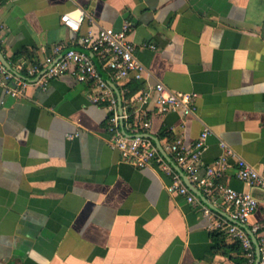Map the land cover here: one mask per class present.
<instances>
[{"label":"crops","instance_id":"0c3cea01","mask_svg":"<svg viewBox=\"0 0 264 264\" xmlns=\"http://www.w3.org/2000/svg\"><path fill=\"white\" fill-rule=\"evenodd\" d=\"M81 10L78 31L63 24ZM125 22L146 78L119 85L96 57L119 87L126 131L152 134L166 150L209 128L205 164L226 142L264 175V0H0V49L14 68L45 69L48 57L83 49L90 31H120ZM158 84L195 94L196 113L160 115ZM90 97L91 85L70 74L19 99L0 88V264L242 262L214 248L202 204L168 192L172 180L157 166L137 168L110 147L111 112ZM221 183L259 198L248 227L260 224L264 234L262 192L238 180L236 168ZM224 242L235 239L225 234Z\"/></svg>","mask_w":264,"mask_h":264},{"label":"built area","instance_id":"2783aa9c","mask_svg":"<svg viewBox=\"0 0 264 264\" xmlns=\"http://www.w3.org/2000/svg\"><path fill=\"white\" fill-rule=\"evenodd\" d=\"M87 14L81 10L75 16L71 13L62 16V22L68 28L78 31L86 20ZM2 29L0 28V37ZM130 23L125 22L120 31L103 28L97 35L90 31L81 38L84 50L94 53L102 64L108 68L113 79L119 85L131 79L143 80L146 78L147 70L137 56V46L130 38ZM151 49H156L151 46ZM63 46L56 48L59 52ZM47 68L43 66H20L15 68L20 77L10 71L0 61V88L13 98H23L29 87L37 85L46 88L48 83L64 74H70L78 82L91 85V102L96 105H105L111 112L109 119V131L112 135L110 147L121 153L123 160L137 168L143 169L157 166L167 174L172 182L167 187L171 194H179L187 199L189 203H200L203 206L205 217L210 221V228L225 233L227 236L239 241L244 250V256L248 264L256 261V250L249 234L239 225L232 223L227 218L212 211L201 203L200 199L186 186L181 176L171 167L162 155L156 144L147 138L135 136L126 137L121 131L122 120L128 119V115L121 114L119 102L114 90L102 77L93 59L86 53L78 52L72 48L66 50V54L60 58L48 57ZM158 113L165 116L169 113H179L182 117L194 115L196 108L194 102L195 94L171 92L163 84L156 86ZM151 97L146 93L138 99L142 105L146 104ZM146 128L150 123L145 124ZM141 134V133H137ZM211 130L205 128L199 138L187 144L177 140L167 146L165 150L170 154L176 164L183 170L190 182L201 190L212 202H220L225 212L241 224L248 225L252 215L259 209L260 200L252 191L238 192L233 188L221 183V180L229 172L236 168L238 180L246 183L252 190H260L264 195V175L254 166L242 158H236L234 152L226 142H221L222 156L211 164H205L203 159L208 148V138ZM76 135L68 134L69 139ZM202 170L204 173H202ZM251 231L257 237L261 247V260L264 264V234L263 226L256 224Z\"/></svg>","mask_w":264,"mask_h":264},{"label":"water","instance_id":"95a60500","mask_svg":"<svg viewBox=\"0 0 264 264\" xmlns=\"http://www.w3.org/2000/svg\"><path fill=\"white\" fill-rule=\"evenodd\" d=\"M75 51L78 52H83L86 53L88 56H90L94 62H96L98 70L100 71L102 77L104 78V80L108 83V85L114 90V92L116 93V96L118 98V102H119V110L120 113L123 114V99L119 90V87L110 79L108 78L102 71V68L98 62V59L96 57V55L90 51L84 50V49H76V48H72ZM0 61L12 72H14L15 74L19 75L20 77H24V75H22L21 73H18L15 68L8 62V60L6 59V57L4 56L2 50L0 49ZM49 68H47L45 71H47ZM121 131L123 132V134L126 137L129 138H133L135 136H141L143 138H147L152 140L156 146L158 147V149L160 150V152L162 153V155L165 157V159L169 162V164L171 165V167L181 176V178L183 179L184 183L186 184V186L203 202V204L205 206H207L208 208H210L212 211L218 213L219 215L227 218L229 221H231L234 224H237L239 226H241L251 237L254 246H255V250H256V261L254 264H259L260 260H261V247L259 244V241L257 239V237L255 236V234L251 231V229L248 227V225L245 224H241L239 221L232 219L227 212H225L224 210L219 209L218 207H216L212 202L209 201V199L203 194V192L201 190H199L197 187H195L190 180L187 178L186 174L183 172V170L176 164V162L167 154V152L165 151V149L163 148V146L160 144L159 139L149 133H141V134H130L126 131L125 126H124V120H122L121 122Z\"/></svg>","mask_w":264,"mask_h":264},{"label":"trees","instance_id":"16d2710c","mask_svg":"<svg viewBox=\"0 0 264 264\" xmlns=\"http://www.w3.org/2000/svg\"><path fill=\"white\" fill-rule=\"evenodd\" d=\"M129 123H132V120L130 119ZM140 133V131L138 132ZM213 232V238L215 240V249L220 250V249H227L229 251H235L239 255H242V262H237V264H248V260L244 256V250L239 241H236L230 245V246H225V234L223 232L217 231V230H212Z\"/></svg>","mask_w":264,"mask_h":264}]
</instances>
